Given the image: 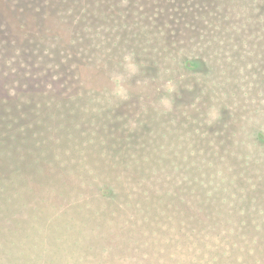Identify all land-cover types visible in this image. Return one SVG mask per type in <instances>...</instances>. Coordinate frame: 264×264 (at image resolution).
<instances>
[{
  "label": "rangeland",
  "instance_id": "obj_1",
  "mask_svg": "<svg viewBox=\"0 0 264 264\" xmlns=\"http://www.w3.org/2000/svg\"><path fill=\"white\" fill-rule=\"evenodd\" d=\"M245 1L127 0L79 28L46 106L3 107L0 264H264V96L221 79L264 70Z\"/></svg>",
  "mask_w": 264,
  "mask_h": 264
},
{
  "label": "trees",
  "instance_id": "obj_2",
  "mask_svg": "<svg viewBox=\"0 0 264 264\" xmlns=\"http://www.w3.org/2000/svg\"><path fill=\"white\" fill-rule=\"evenodd\" d=\"M125 1L127 0H119L116 3L113 0H0V89L6 90L0 92V112L4 107L9 113H23L17 117L18 120L15 119L22 121L27 120L33 107L38 109L46 106L45 92L40 88L42 81H45L43 84L47 82V87L53 86V82L68 81L65 77V66L58 60L61 57L65 59L64 55L67 56L69 50L74 51L73 46L80 47V44H84V39L89 42V37L84 38L79 28L83 27L85 32L91 33L88 26L93 29L97 23L102 24L103 21L113 23L120 18H128V13L122 10ZM258 1L254 0L255 4L257 3L256 9L261 11L262 15L264 0L259 1L260 3ZM136 4L132 3V9L129 11L131 19L140 13L135 8ZM158 9L159 7H155L154 14L158 13ZM64 23H67L66 32H61L58 28ZM98 26L100 25L95 28ZM77 53L79 51L74 54ZM195 65L199 66V60L195 61ZM243 65L244 68L240 69L238 66H235V69L224 65L225 69H229L226 73L223 69L221 79L225 80L228 86L231 85L230 90L239 92L243 88L240 85L243 77L247 79L244 81L251 82L250 84L256 77L254 80L258 79L257 96H264V70L260 71L261 67L257 66L254 68ZM252 69L255 73L250 78ZM33 84L36 89H41L38 90V96H33L30 91ZM226 93L234 95L230 91ZM256 139L260 151L264 150V145H261L264 142V133L256 136Z\"/></svg>",
  "mask_w": 264,
  "mask_h": 264
}]
</instances>
